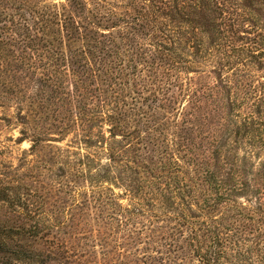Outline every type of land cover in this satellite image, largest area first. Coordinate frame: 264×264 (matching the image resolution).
<instances>
[{
  "label": "trees",
  "instance_id": "obj_1",
  "mask_svg": "<svg viewBox=\"0 0 264 264\" xmlns=\"http://www.w3.org/2000/svg\"><path fill=\"white\" fill-rule=\"evenodd\" d=\"M14 60L43 65L31 77L45 102L74 100L66 79L77 94L96 85L100 201L118 145L130 192L173 214L179 253L264 264V0H0V99L21 84L4 71ZM0 199L26 206L9 187ZM27 222L17 236L41 227ZM14 231L0 225V264L16 258Z\"/></svg>",
  "mask_w": 264,
  "mask_h": 264
},
{
  "label": "rangeland",
  "instance_id": "obj_2",
  "mask_svg": "<svg viewBox=\"0 0 264 264\" xmlns=\"http://www.w3.org/2000/svg\"><path fill=\"white\" fill-rule=\"evenodd\" d=\"M14 63L4 71L21 84L13 96L0 99V191L9 187L26 206L11 207L0 199V225L15 230L11 264H198L188 252L177 251L180 237L169 230L173 214L158 201L130 192L135 191L128 187L132 155L123 156L118 145L119 162L111 163L110 178L118 181L107 183L112 199L100 201L96 194L101 183L96 174L109 164L96 148L97 141L109 137L108 126H96V85L80 86L77 94L66 79L74 100L45 102L31 77L43 65ZM251 71L262 76L255 67ZM24 94L29 98L21 99ZM24 142L31 147L23 149ZM28 218L39 221L41 231L17 236L18 227L29 226Z\"/></svg>",
  "mask_w": 264,
  "mask_h": 264
},
{
  "label": "clouds",
  "instance_id": "obj_3",
  "mask_svg": "<svg viewBox=\"0 0 264 264\" xmlns=\"http://www.w3.org/2000/svg\"><path fill=\"white\" fill-rule=\"evenodd\" d=\"M14 135H15L16 137H19V136H20V130L17 129L16 132L14 133ZM21 147H22L23 149H28V148L31 147V145H30L28 142H24V143L21 145Z\"/></svg>",
  "mask_w": 264,
  "mask_h": 264
}]
</instances>
